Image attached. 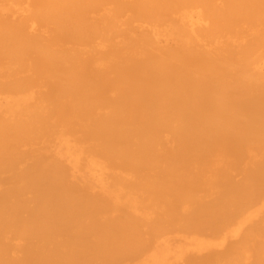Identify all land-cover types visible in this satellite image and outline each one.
Wrapping results in <instances>:
<instances>
[{
	"label": "bare ground",
	"instance_id": "bare-ground-1",
	"mask_svg": "<svg viewBox=\"0 0 264 264\" xmlns=\"http://www.w3.org/2000/svg\"><path fill=\"white\" fill-rule=\"evenodd\" d=\"M0 264H264V0H0Z\"/></svg>",
	"mask_w": 264,
	"mask_h": 264
}]
</instances>
